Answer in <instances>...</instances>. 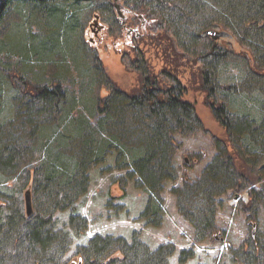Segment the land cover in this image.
<instances>
[{
	"label": "trees",
	"instance_id": "1",
	"mask_svg": "<svg viewBox=\"0 0 264 264\" xmlns=\"http://www.w3.org/2000/svg\"><path fill=\"white\" fill-rule=\"evenodd\" d=\"M87 1L90 0H0V29L13 11L27 4L42 9L54 21L52 31L46 36L32 35L27 30H19L16 40L12 35L8 36L9 40L11 37L14 41L10 40L7 49L21 56L28 66L34 59L33 56L29 57L33 46L34 49L37 48L35 55L38 64L53 60L56 54L70 55L79 63L82 52L76 38V19L70 18L69 12L65 13L63 7L67 3L79 5ZM106 1L110 11L116 12L115 5L122 4L132 7L136 12L147 14L150 30L154 29L156 34V37H150L151 42L163 47L166 66L156 73L149 67L148 60L144 59L148 72L140 73L139 86L131 91H124L113 83L111 91L103 88L100 99L91 95L94 81L83 82V87L77 92L75 88L69 89L55 76L47 80L48 77L44 75L46 81L35 82L16 69L4 70L12 87L29 104L16 117L21 125L16 126L13 117H0V187L3 185L0 190V255L6 256L11 247L22 252L23 243L31 246L25 249L30 255L34 254L37 247L44 254L53 249L56 251L54 245L59 237L54 230L53 215L57 211L78 212L79 198L86 195L90 187L89 171L93 165L102 163L106 153L112 149L119 150L120 159L129 164L131 176L139 178L136 180L137 188H146L151 193L142 219L147 225L154 227H160L164 222L160 193L167 181L178 180L179 170L175 167L173 158L183 148L174 134L193 135L202 127L195 105L185 99L188 85L182 80L193 59L178 48V42L171 35L166 21L151 12L147 0ZM160 3L167 9L170 5L169 1ZM221 4H225L226 14L239 16L242 25L240 28L249 40L264 39V0H223ZM203 33L204 31L200 35ZM229 37L228 40L234 42L232 34L229 33ZM19 39L22 40V46L17 45L16 41ZM224 39L225 37L216 41L211 39L210 54L216 59L221 60L226 55L225 46L221 44ZM3 47L0 46L1 52ZM248 49L240 52L241 55L248 60L254 73L264 77V68L259 64L256 54ZM135 50L146 57L143 49L137 47ZM231 51L235 52V49ZM100 67L103 68V65L100 64ZM91 71L93 75L88 74L91 73L88 70L83 73L95 79L94 70ZM169 77L176 83H172ZM191 84L196 90L206 93V104L231 140L236 134L255 139L259 131L254 128L256 122L248 117L233 120L227 104L213 98L215 87L210 84L207 68L198 66ZM104 90L106 94H103ZM26 109L27 112L22 113ZM144 109L148 119L153 120L154 124L146 135L135 141L134 131L127 129L124 120L131 110ZM86 110L90 111L88 113L91 116ZM91 117L98 119L97 123L92 122ZM69 121L72 123L68 125ZM113 129H117L116 133ZM53 139L55 144H52ZM217 140L223 142L222 139ZM22 165L27 170L26 192L31 191L33 201L35 195L41 194V200L50 209V214L45 218H40L36 213L29 218L26 201L24 204L26 192L24 194L19 185L9 183L11 177L19 173ZM259 183H264V174L255 173L251 162L243 153L236 148L230 149L227 144L225 150L206 167L198 181L185 178L184 186L174 188L173 193L177 196L180 213L195 230V240L201 242L210 239L219 229L216 197L224 195L229 189L240 194L249 191L251 203L245 205L244 209L251 216L249 211L255 202L256 185ZM78 223H81L79 231L83 232L87 228V220L73 215L71 225L76 226ZM115 246L118 249L113 250ZM110 251L112 253L107 256ZM175 252L176 248L172 244L151 250L136 237L132 244H128L123 238L115 240L99 236L93 238L89 247L84 248L80 259L83 264H168ZM185 254L186 252L181 254L183 263L191 257ZM32 260V264H55L43 259L42 255Z\"/></svg>",
	"mask_w": 264,
	"mask_h": 264
},
{
	"label": "rangeland",
	"instance_id": "2",
	"mask_svg": "<svg viewBox=\"0 0 264 264\" xmlns=\"http://www.w3.org/2000/svg\"><path fill=\"white\" fill-rule=\"evenodd\" d=\"M161 1H169L168 9L161 5ZM222 2L223 0L146 2L155 16L164 18L171 35L178 42V48L193 59L182 80L188 85L185 99L195 105L196 114L202 121V127L196 134L187 136L174 134L183 148L176 152L173 158V163L179 170L178 180L167 181L160 193L164 206L162 226H149L142 219L151 193L146 188H137L136 180L139 178L136 175L131 176L132 169L129 168V164L120 159L119 150L112 149L106 153L102 163L93 165L89 171L90 187L88 193L79 198L78 212L57 211L53 215L54 230L59 237L54 245L56 251L53 249L50 253L44 254L37 247L34 254L30 255L25 249L31 246L23 243L22 252L11 247L7 250L6 256L1 254L0 264H32V258L37 259L41 255L43 259L51 260L55 264H72L79 261L84 248L89 247L93 238L99 236L115 240L123 238L128 244H132L136 237L151 250H156L161 245L172 244L176 252L170 257L168 264H264V183L256 185V199L249 211L251 216L244 209L245 205L251 203L249 191L240 194L229 189L224 195L216 197V219L219 229L210 239L201 242L195 240V230L180 213L177 196L173 193L174 188L184 186L185 178L193 182L198 181L206 167L225 150L227 144L230 149L236 148L243 153L251 162L255 173L264 174V77L254 73L248 60L240 53L246 52L249 48L248 50L256 54L259 64L264 68V39H253L256 42L249 40L240 28L242 25L239 16L226 14V6L221 4ZM63 8L65 13L69 12L70 18L76 19V38L82 52L79 63L70 55L56 54L53 60L38 64L35 55L37 48L34 49L33 46V52L29 57L33 56L34 59L28 66L21 56L7 49V45L14 41L11 37L10 41L8 36L12 35L16 40V33L19 30L22 32L27 30L36 36L50 34L54 21L38 7L27 4L18 8L11 13L4 27L0 29V46H4L3 51H0V117H13L16 126L21 125V122L16 120L18 113L29 104V101L23 99L12 87L10 79L4 72L5 69H16L35 82L50 80L55 76L69 89L75 88L76 91L83 87V82L94 81L91 95L100 99L103 88L111 91L113 83L124 91H131L139 86L140 73L148 72L144 59L148 60L149 67L156 73L166 66L163 47L151 42L150 37H156V34L153 32L154 29L150 30V21L146 13L140 14L143 21L146 19L149 24L144 30L138 25L141 36L137 37L135 34L128 36V29L122 28L116 12L109 10L106 0H90L79 5L67 3ZM137 21L141 22L140 19ZM134 26L135 24L132 27ZM93 27L99 29V33H96ZM212 29L227 31L232 34L231 39L234 40L229 41L230 37L221 40L227 51L221 60L210 54L211 39L200 35L202 31ZM157 37L162 39L161 36ZM21 41L17 40V45L22 46ZM137 47L146 52V57L135 50ZM77 49L74 50L78 51ZM232 49H235V52L231 51ZM198 66L207 68L210 84L215 87L213 98L227 104L233 120H244V117H248L249 120L256 122L254 128L259 131L255 139L238 134L233 140L228 137L212 109L206 104V93L192 87L193 73ZM84 70H88L91 72L88 74L92 75L91 70H94L95 79H92L93 76H86ZM44 75L48 78L45 79ZM169 80L176 83L171 78ZM103 94H106L105 90ZM82 109L85 108L82 106ZM25 112L27 109L22 111ZM125 119L127 129L130 132L134 131L135 141L146 135L154 124L153 120L148 119L145 109L131 110ZM91 120L97 123L98 119L91 117ZM71 123L67 122L68 125ZM110 128L112 130V126ZM116 131L117 129H113L114 133ZM52 144H55L54 139ZM23 165L19 173L11 177L9 183L19 185L25 194L27 170ZM41 196V194L34 196V209L40 218H45L50 214V209L43 203ZM73 215L87 220L88 225L83 232L79 231L81 223L71 225ZM22 240L24 242V239ZM185 252V255L191 257L183 263L181 254ZM111 253L112 251L107 256Z\"/></svg>",
	"mask_w": 264,
	"mask_h": 264
},
{
	"label": "flooded vegetation",
	"instance_id": "3",
	"mask_svg": "<svg viewBox=\"0 0 264 264\" xmlns=\"http://www.w3.org/2000/svg\"><path fill=\"white\" fill-rule=\"evenodd\" d=\"M115 9L117 12V16H118V20L120 25L122 26V28H124L125 30H127L128 36L135 34L137 37H140V29L146 28L149 24V22H147V20L145 19L143 21V16L139 13L136 12V10H134L132 7H126L125 5L119 4V6H117V4L115 5ZM140 19L141 22H138L137 20ZM141 23V24H140ZM135 24L134 27H132ZM138 25H140V27L138 28ZM94 31H96V33H99V29H95V27H93ZM225 38H229L228 36H225Z\"/></svg>",
	"mask_w": 264,
	"mask_h": 264
},
{
	"label": "water",
	"instance_id": "4",
	"mask_svg": "<svg viewBox=\"0 0 264 264\" xmlns=\"http://www.w3.org/2000/svg\"><path fill=\"white\" fill-rule=\"evenodd\" d=\"M119 6V5H117ZM98 17V16H97ZM229 32L227 31H219V30H207L203 33L204 37L211 38L213 40H220L221 38L228 36ZM25 201H26V211L29 218L33 217L35 214L34 209V203H33V197L31 194V191H27L25 195ZM72 264H83L82 259H80L78 262H74Z\"/></svg>",
	"mask_w": 264,
	"mask_h": 264
}]
</instances>
